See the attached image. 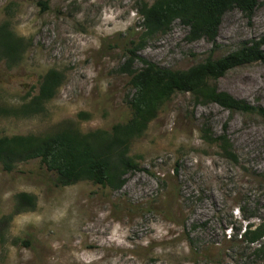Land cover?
I'll return each instance as SVG.
<instances>
[{
    "label": "rangeland",
    "instance_id": "rangeland-1",
    "mask_svg": "<svg viewBox=\"0 0 264 264\" xmlns=\"http://www.w3.org/2000/svg\"><path fill=\"white\" fill-rule=\"evenodd\" d=\"M144 2L155 0H0V23L10 20L32 41L19 65L0 59V108L36 95L48 70L65 74L45 113L0 112V136L46 133L70 121L83 132L128 121L134 89L126 65L134 41L143 59L184 71L264 37L259 0L251 19L239 9L227 12L216 43L189 41L180 20L142 39ZM211 83L264 107V62ZM224 133L237 162L208 139ZM131 155L140 169L119 190L91 181L59 187L39 160L12 172L0 166V264H264V237L255 243L241 237L264 221L262 116L177 92L134 140ZM21 192L36 196V209L10 217Z\"/></svg>",
    "mask_w": 264,
    "mask_h": 264
},
{
    "label": "trees",
    "instance_id": "trees-1",
    "mask_svg": "<svg viewBox=\"0 0 264 264\" xmlns=\"http://www.w3.org/2000/svg\"><path fill=\"white\" fill-rule=\"evenodd\" d=\"M259 0H155L142 3L139 13L144 29L143 38L167 32L175 21L189 29L188 40L207 38L216 43L224 15L239 9L252 18ZM46 6V3H45ZM32 41L18 35L10 20L0 23V59L9 68L19 65ZM128 50L126 71L134 89L129 100L132 117L117 123L111 129L83 132L73 121L63 122L54 130L39 134L0 136V166L14 171L20 163L39 160L57 177V185L65 187L81 181H91L112 190L121 189L126 175L140 169L131 155L134 140L142 137L149 124L177 92L191 93L198 103H216L229 111L256 113L264 119V107L238 99L217 88L211 81L223 77L229 70L254 62H264V37L245 42L239 49L218 59L208 58L188 70H173L158 66L138 55L142 44L134 41ZM141 69H134L135 62ZM65 82V74L57 69L48 70L42 77L39 91L18 107L0 108L1 113L27 118L46 112L47 104L56 96ZM80 115L88 117V114ZM206 134H210L205 129ZM217 143L225 157L237 162L227 134L208 138ZM35 195L21 192L16 195L14 213L36 209ZM241 237L255 243L264 237V221L257 227L247 226Z\"/></svg>",
    "mask_w": 264,
    "mask_h": 264
}]
</instances>
